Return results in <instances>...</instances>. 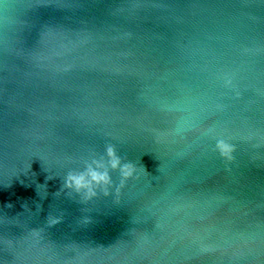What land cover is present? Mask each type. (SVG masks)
<instances>
[{
	"label": "water",
	"instance_id": "1",
	"mask_svg": "<svg viewBox=\"0 0 264 264\" xmlns=\"http://www.w3.org/2000/svg\"><path fill=\"white\" fill-rule=\"evenodd\" d=\"M0 264H264V0H0Z\"/></svg>",
	"mask_w": 264,
	"mask_h": 264
},
{
	"label": "clouds",
	"instance_id": "2",
	"mask_svg": "<svg viewBox=\"0 0 264 264\" xmlns=\"http://www.w3.org/2000/svg\"><path fill=\"white\" fill-rule=\"evenodd\" d=\"M108 154L110 157H113V159L111 160L112 167L113 168L117 167L119 164V159L115 157L112 148L108 149ZM127 167L128 166H125V170H124L125 176L130 174L129 171L127 170ZM89 175L91 176V180L95 181L96 183H101V182L107 183L109 180V177L106 172L100 173L95 170H89ZM67 182L69 186L75 185L77 190L84 187H90V182L86 181L85 176L83 174L80 175L69 174Z\"/></svg>",
	"mask_w": 264,
	"mask_h": 264
}]
</instances>
